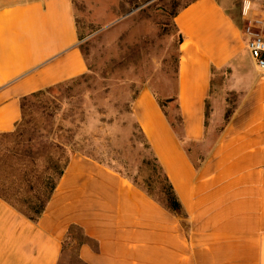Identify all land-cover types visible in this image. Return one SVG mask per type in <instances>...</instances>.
<instances>
[{
	"label": "crops",
	"instance_id": "0c3cea01",
	"mask_svg": "<svg viewBox=\"0 0 264 264\" xmlns=\"http://www.w3.org/2000/svg\"><path fill=\"white\" fill-rule=\"evenodd\" d=\"M253 4L264 8L196 0L176 17L182 42L169 103L181 133L152 90L133 103L184 215L70 149L57 157L61 175L56 164L10 163L0 264H72V246L77 264H264V74L243 10ZM79 44L74 0L0 7V136L16 132L25 98L87 74Z\"/></svg>",
	"mask_w": 264,
	"mask_h": 264
},
{
	"label": "rangeland",
	"instance_id": "374dc122",
	"mask_svg": "<svg viewBox=\"0 0 264 264\" xmlns=\"http://www.w3.org/2000/svg\"><path fill=\"white\" fill-rule=\"evenodd\" d=\"M13 1L0 0V7ZM192 1L74 0L79 45L90 71L30 103L22 137L0 136V190L9 170L10 150L16 145L23 146L25 153L30 145L39 148L58 130L64 133L60 138L69 137L77 154L105 164L141 187L152 183L154 194L162 200L161 179L133 116V102L143 89L152 90L165 102L170 120L181 133L179 112L169 103L177 92L180 58L174 14ZM243 10L248 13V27L261 19L264 8L253 4ZM66 258L77 264L75 247L66 250Z\"/></svg>",
	"mask_w": 264,
	"mask_h": 264
},
{
	"label": "trees",
	"instance_id": "16d2710c",
	"mask_svg": "<svg viewBox=\"0 0 264 264\" xmlns=\"http://www.w3.org/2000/svg\"><path fill=\"white\" fill-rule=\"evenodd\" d=\"M196 1V0H194ZM194 1H192L191 3L187 4L184 8L188 7L190 4H192ZM183 8V9H184ZM181 9L180 11L176 12L174 14V17L176 19V17L179 15V13L183 10ZM182 42V36L180 35V44ZM88 64V63H87ZM179 66V63H178ZM90 68L88 65V72L89 73ZM87 74L85 76H87ZM85 76H82L80 78H77L73 81H70L68 83L59 85V86H63L66 84H70L72 82H75L79 79L84 78ZM177 77H178V71H177ZM53 87L50 88L48 90L36 93L31 95L28 98H25V100L23 101L22 104V111H23V117H22V121L21 123L18 125L17 130L14 134L11 135H6L3 137H22L24 135L22 127H23V123L25 122V115H26V110L27 107L30 103L32 102H36L37 98H39L40 96L45 95L46 93L50 92L51 90L59 87ZM140 94V93H139ZM138 94V95H139ZM137 95V97H138ZM137 97L134 99V101L137 99ZM158 99V98H157ZM159 100V99H158ZM172 101V100H171ZM134 103V102H133ZM159 103L161 104V106L165 107V102H162L159 100ZM134 116V114H133ZM135 118V117H134ZM136 120V119H135ZM137 123V121H136ZM140 132L142 133L144 140L146 142V145L148 146V149L150 150L151 154L153 155L154 158V170L155 172H158L159 174V178L161 179V185H160V189H162V195L164 196V198H162V200L160 198H158L156 196V194H154L153 192V185L152 183L149 182V184H147V186L141 187L137 181H133L131 178L126 177L125 175H121L124 176L125 178H127L129 181H131L134 185H136L138 188H140L141 190H143L144 192H146L149 196H151L153 199H155L159 204H161L165 209L169 210L170 212L178 215V216H182L184 215V209L175 193V190L173 188V186L170 183L169 178L167 177V175L164 173L163 168L161 167L158 159L155 157L153 151L151 150V147L145 137V135L143 134L142 129L140 128L139 124L137 123ZM62 132V131H60ZM58 130L51 132L48 139L46 137V139L44 140V143L41 147L37 148L34 145H30L27 149H26V153L24 152V147L21 145H16L15 147H13L10 152L9 155L11 157L10 163H20V162H30V163H43V164H47L48 166H51L52 164H56L55 166H53L54 170H58V173L61 175L62 174V169L59 166V164L63 163V160H59L57 157L61 156V158L64 157L62 150H66V149H70V151L72 153H76L75 147L72 143H70V140L67 139L69 137H67L66 139L64 138H60V135H64V133H60ZM54 149H56L55 152H52ZM58 150V151H57ZM59 154V155H56ZM88 157V156H87ZM93 159V158H92ZM95 160V159H94ZM97 161V160H96ZM99 162V161H98ZM58 163V165H57ZM101 163V162H99ZM103 164V163H101ZM105 165V164H103ZM106 166V165H105ZM108 167V166H107ZM110 168V167H109ZM57 172V171H56ZM119 173V172H118ZM4 189L1 191L0 193L4 194L5 197H7L9 194L6 192H3ZM35 212V211H34ZM41 214V212L39 210H37V212H35V214Z\"/></svg>",
	"mask_w": 264,
	"mask_h": 264
},
{
	"label": "built area",
	"instance_id": "2783aa9c",
	"mask_svg": "<svg viewBox=\"0 0 264 264\" xmlns=\"http://www.w3.org/2000/svg\"><path fill=\"white\" fill-rule=\"evenodd\" d=\"M248 48L256 68L264 74V16L249 24L246 29Z\"/></svg>",
	"mask_w": 264,
	"mask_h": 264
}]
</instances>
